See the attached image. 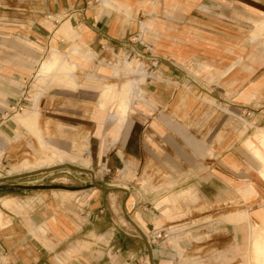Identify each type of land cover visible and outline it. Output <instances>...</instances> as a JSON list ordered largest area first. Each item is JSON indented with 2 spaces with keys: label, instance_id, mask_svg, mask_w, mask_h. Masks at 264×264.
Masks as SVG:
<instances>
[{
  "label": "crops",
  "instance_id": "1",
  "mask_svg": "<svg viewBox=\"0 0 264 264\" xmlns=\"http://www.w3.org/2000/svg\"><path fill=\"white\" fill-rule=\"evenodd\" d=\"M207 10L213 11L202 0H0V152L13 133L20 135L3 118L27 95L35 61L42 62L50 50L81 46L105 61L122 54L144 57L145 45L152 43L160 70H169L170 76L169 85L157 84L159 104L178 115H183L178 107L193 106L188 96L181 102L176 90L187 74L200 72L208 82L227 79L239 89L248 79L243 76L242 40L226 35L221 17ZM133 98H126L124 123L116 111L106 110L99 121L96 110L89 119V156L81 161L87 167H78L74 185L61 188L52 183L54 175L0 182V264H149L138 227L150 241L156 230L164 233L152 242L155 264H264V101L255 103L261 108L252 118L262 126L244 140L243 148L225 146L213 170L195 178L186 175L179 188L155 194L112 183L102 173L121 171L132 177L133 162L126 155L143 153L132 132L125 135ZM25 105L32 108V98ZM157 127L168 143L177 135L192 143L187 131L175 129L172 135ZM244 151L257 162L258 178L244 171ZM94 178L130 192L105 191L92 184Z\"/></svg>",
  "mask_w": 264,
  "mask_h": 264
},
{
  "label": "rangeland",
  "instance_id": "2",
  "mask_svg": "<svg viewBox=\"0 0 264 264\" xmlns=\"http://www.w3.org/2000/svg\"><path fill=\"white\" fill-rule=\"evenodd\" d=\"M202 2L213 10H207L208 15L221 17L219 23L226 35L236 34L242 40L241 60L243 67L247 65L243 76L248 79L242 81L239 89L228 85L227 79L208 82L200 72L187 74L181 85L177 83L176 90L181 102L190 97L193 106L178 107L179 113L183 112L178 115L171 112L169 105L159 104L157 84L169 85L170 76L169 70H160L152 43L145 45L148 50L144 57L105 55V61L81 46L73 45L66 51L50 50L42 62L35 61V71L27 82V96L34 102L33 109L7 120L20 135L13 133L7 147L0 152V182L18 174H24V180L54 175L52 183L61 188L74 185V176L81 170L78 167H87L81 161L89 156L88 134L93 129L89 119L96 110L99 121L104 120L106 110L116 111L122 123L120 110L128 108V96L134 98L125 135L132 132L135 144L142 147L143 153L138 158L126 155L133 162L132 177L124 176L121 171L104 170L102 173H107L112 183H129L147 193H168L179 188L182 177L195 178L208 169L213 170L212 164H217L219 151L225 146L232 143L243 148L244 140L262 126L254 124L252 118L261 108L255 103L264 101V0ZM224 8V15L216 14ZM92 64L94 69L90 72ZM41 65L43 69L38 70ZM36 111L37 123L29 129L22 122ZM170 118L172 122L168 121ZM20 121L25 128L16 123ZM157 126L172 135H176L175 129L187 131L193 135L192 143L178 135L168 143L166 137L156 132ZM147 142L160 150L161 156L149 150ZM202 148L209 153L203 155ZM243 154L244 171L258 178L257 162L248 152Z\"/></svg>",
  "mask_w": 264,
  "mask_h": 264
},
{
  "label": "built area",
  "instance_id": "3",
  "mask_svg": "<svg viewBox=\"0 0 264 264\" xmlns=\"http://www.w3.org/2000/svg\"><path fill=\"white\" fill-rule=\"evenodd\" d=\"M152 1L153 2H157L159 0H152ZM54 22L56 24H58L60 22V19L57 17V18L54 19ZM126 57L129 58L130 55L128 54ZM27 100H28L27 95H24L21 101H18L16 103L12 104L11 107H10V110L6 113V117L3 118V121L4 120H11L12 119V115L14 113L24 112L27 109V107L25 105V101H27ZM163 236H164L163 231L156 230L155 233L153 234V236L151 237V243L163 238Z\"/></svg>",
  "mask_w": 264,
  "mask_h": 264
},
{
  "label": "water",
  "instance_id": "4",
  "mask_svg": "<svg viewBox=\"0 0 264 264\" xmlns=\"http://www.w3.org/2000/svg\"><path fill=\"white\" fill-rule=\"evenodd\" d=\"M22 175H24V174H19V175H15V176H7V177H5V180H10V179H12L13 177L22 176ZM92 184H93L94 186L98 187V188H101V189L105 190V191H110V190H121V191H125L126 193H129V192H130L129 189L126 188V187H107V186L101 185V184L97 183V181H96L95 178L93 179V183H92ZM138 230H139L140 235H141V237L143 238V240H144V242H145V244H146V246H147L148 253H149L150 263H151V264H155L154 259H153V246H152V243H151V241L149 240V238H148V236L146 235V233H145L142 229H140V228L138 227Z\"/></svg>",
  "mask_w": 264,
  "mask_h": 264
},
{
  "label": "bare ground",
  "instance_id": "5",
  "mask_svg": "<svg viewBox=\"0 0 264 264\" xmlns=\"http://www.w3.org/2000/svg\"><path fill=\"white\" fill-rule=\"evenodd\" d=\"M125 106V105H124ZM126 108L127 106H125L124 108H122L120 111L122 112V118H120L122 120V123L125 122V119H126ZM128 109V108H127ZM21 112H17V113H14L12 115V117H14L15 115L17 114H20ZM37 111L33 114H31L30 116H28V118H26L25 120H23V125L26 126L27 128L31 129V128H34L36 123H37ZM264 172V171H263ZM117 187H124V186H117ZM127 188V187H126ZM250 190V189H249ZM249 213H247L248 215ZM246 215V216H247ZM245 216V217H246ZM248 218V217H247ZM250 219V218H249ZM261 226V225H260ZM261 229V228H260ZM263 230V229H262ZM149 264H151L149 261H148Z\"/></svg>",
  "mask_w": 264,
  "mask_h": 264
}]
</instances>
